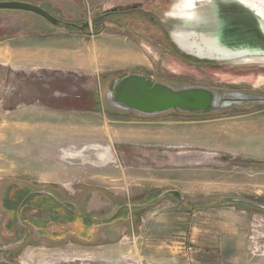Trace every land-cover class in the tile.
Listing matches in <instances>:
<instances>
[{
    "label": "rangeland",
    "instance_id": "374dc122",
    "mask_svg": "<svg viewBox=\"0 0 264 264\" xmlns=\"http://www.w3.org/2000/svg\"><path fill=\"white\" fill-rule=\"evenodd\" d=\"M9 1L43 6L60 23L0 10V47L45 37L71 62L0 61V264H264V65L180 57L149 16L169 23L178 0H0ZM104 13L103 29L64 27ZM110 42L120 54L81 64L83 50ZM132 74L236 101L123 111L108 93Z\"/></svg>",
    "mask_w": 264,
    "mask_h": 264
},
{
    "label": "water",
    "instance_id": "95a60500",
    "mask_svg": "<svg viewBox=\"0 0 264 264\" xmlns=\"http://www.w3.org/2000/svg\"><path fill=\"white\" fill-rule=\"evenodd\" d=\"M183 1L171 5L167 15L172 18L169 23L156 19L181 53L200 61L264 65V0H194L197 9L187 16L179 8ZM0 10L29 12L53 26L59 23L41 7L25 2H0ZM103 17L100 15L90 23H83L79 29L96 27ZM108 94L111 104L117 108L146 116L173 110L211 112L236 101L228 96L220 105L221 98L214 91L204 88L176 90L138 74L115 80Z\"/></svg>",
    "mask_w": 264,
    "mask_h": 264
},
{
    "label": "crops",
    "instance_id": "0c3cea01",
    "mask_svg": "<svg viewBox=\"0 0 264 264\" xmlns=\"http://www.w3.org/2000/svg\"><path fill=\"white\" fill-rule=\"evenodd\" d=\"M15 40H17L16 36L7 41L12 42ZM108 44H110V46H108ZM116 46L117 44L113 42L107 43V45L98 48L97 46H92L93 49L86 48L85 51L83 50V52H85V59L83 58L84 61H81L80 57H77L76 59L81 61V64L82 62L83 64L85 62L86 65L92 67L94 65L103 64L104 52L110 51L120 54L117 51L118 49ZM0 61L5 65H31L48 69L54 66L66 67L64 64L71 62L70 53L68 54V52L66 53L65 59L64 53L61 52L56 58L53 43L48 39H45V37L31 40L29 47L27 45L18 44L15 48H12L11 45L4 44L3 47H0ZM1 138L6 140V138L0 134V139Z\"/></svg>",
    "mask_w": 264,
    "mask_h": 264
},
{
    "label": "bare ground",
    "instance_id": "6f19581e",
    "mask_svg": "<svg viewBox=\"0 0 264 264\" xmlns=\"http://www.w3.org/2000/svg\"><path fill=\"white\" fill-rule=\"evenodd\" d=\"M240 1H242V2H246V0H240ZM194 2V0H184L181 4H180V10H182V12L183 13H185V15L187 14V15H192L191 13L194 11V9H197L196 8V5L193 3ZM186 15V16H187ZM114 45V44H113ZM205 45H207V42H205ZM108 46H110V44H108ZM114 47V46H113ZM112 47V48H113ZM92 48V47H91ZM97 48H98V46H97ZM93 49V48H92ZM95 51V50H94ZM115 55H117L116 53H114V52H110V51H106V52H104V54H103V62L104 61H107V59H108V57L109 58H114L115 57ZM117 57V56H116ZM88 128H90V127H88ZM88 128H87V130H88ZM91 129V128H90ZM85 131V130H84ZM80 132V131H79ZM86 132V131H85ZM91 132V131H90ZM93 132V131H92ZM1 133V132H0ZM81 133V132H80ZM79 134V133H78ZM85 134V133H84ZM87 134V133H86ZM93 134H94V132H93ZM85 136V135H84ZM91 136H93V135H87V137L88 138H91ZM98 136V135H97ZM3 137H5V136H3ZM6 138V137H5ZM94 140H99L98 138H93ZM7 141V140H6ZM94 146V145H93ZM73 148V147H72ZM93 148V147H92ZM91 149V148H90ZM93 149H95V148H93ZM69 150V149H68ZM88 150V149H87ZM76 151V150H75ZM84 151V150H83ZM104 151V150H103ZM73 152V151H72ZM78 152H79V150H78ZM75 156V155H74ZM91 156V155H90ZM96 156V155H95ZM110 156V155H109ZM47 157H56V148H54V147H50L49 149H47ZM62 157H64L63 159H65V161H66V157H69V154H66L65 153V155H62ZM97 157V156H96ZM71 158V157H70ZM91 158V157H90ZM107 158H109V157H107ZM106 158V159H107ZM8 159H9V157H8ZM72 159H74V158H72ZM102 159V158H101ZM96 160V159H95ZM69 160H67V162H68ZM70 161H71V159H70ZM73 161V160H72ZM60 162H62V161H60ZM66 162V163H67ZM72 163V162H71ZM70 163V164H71ZM59 164V163H58ZM73 164V163H72ZM58 166V165H57ZM62 166V165H61ZM17 169H18V167H17Z\"/></svg>",
    "mask_w": 264,
    "mask_h": 264
},
{
    "label": "trees",
    "instance_id": "16d2710c",
    "mask_svg": "<svg viewBox=\"0 0 264 264\" xmlns=\"http://www.w3.org/2000/svg\"><path fill=\"white\" fill-rule=\"evenodd\" d=\"M33 4V3H32ZM39 7H41L43 10H45V11H48V10H46L43 6H39ZM59 23H60V21H59ZM64 27H65V29H70L71 30V32H73V31H79V32H82L83 30H81V29H77L75 26H73V25H70V24H64ZM70 27V28H69ZM76 32V33H77ZM167 33V32H166ZM69 34H73V33H70L69 32ZM168 34V33H167ZM169 36V35H168ZM170 43L172 44V46H174V47H176L173 43H172V41H171V39H170ZM178 52H179V55H180V57H185L186 59H189V60H192V61H194V62H197V63H210V62H207V61H200V60H197V59H194V58H192V57H190V56H187V55H185V54H183V53H181L179 50H177ZM221 205L222 204H231V205H244V206H246L247 205V203L246 202H244V201H238V200H236V201H229V200H226V201H223L222 203H220Z\"/></svg>",
    "mask_w": 264,
    "mask_h": 264
},
{
    "label": "flooded vegetation",
    "instance_id": "af4514ba",
    "mask_svg": "<svg viewBox=\"0 0 264 264\" xmlns=\"http://www.w3.org/2000/svg\"><path fill=\"white\" fill-rule=\"evenodd\" d=\"M104 17H103V19L101 20V22L108 16V13H104V14H102ZM151 18H153L155 21H156V17L154 16V14H151V15H149ZM100 22V25L102 26V29L104 28L103 27V23H101Z\"/></svg>",
    "mask_w": 264,
    "mask_h": 264
}]
</instances>
